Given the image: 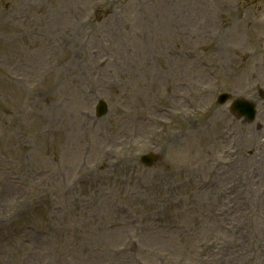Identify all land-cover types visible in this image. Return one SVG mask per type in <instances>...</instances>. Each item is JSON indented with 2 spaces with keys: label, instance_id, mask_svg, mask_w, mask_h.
<instances>
[{
  "label": "rangeland",
  "instance_id": "obj_1",
  "mask_svg": "<svg viewBox=\"0 0 264 264\" xmlns=\"http://www.w3.org/2000/svg\"><path fill=\"white\" fill-rule=\"evenodd\" d=\"M263 51L264 0H0V264H264V122L213 105Z\"/></svg>",
  "mask_w": 264,
  "mask_h": 264
},
{
  "label": "bare ground",
  "instance_id": "obj_2",
  "mask_svg": "<svg viewBox=\"0 0 264 264\" xmlns=\"http://www.w3.org/2000/svg\"><path fill=\"white\" fill-rule=\"evenodd\" d=\"M171 92H172L173 95H176V93H178L180 91L177 88L176 89L174 88V89L171 90ZM178 101H179V98H178ZM167 103L172 104L170 101H167ZM167 108H168V110H170L172 108V106L168 105ZM138 117H140V116H138ZM141 117H142L143 121H148L149 120V117H147V116L141 115Z\"/></svg>",
  "mask_w": 264,
  "mask_h": 264
},
{
  "label": "water",
  "instance_id": "obj_3",
  "mask_svg": "<svg viewBox=\"0 0 264 264\" xmlns=\"http://www.w3.org/2000/svg\"><path fill=\"white\" fill-rule=\"evenodd\" d=\"M103 108H104V107H103ZM103 108H102V111L100 112V114H101V113L103 112V110L105 109V108H104V109H103ZM147 158H148V159H147ZM142 159H143L145 162H147V163H150V161H151V159H150L149 157H143Z\"/></svg>",
  "mask_w": 264,
  "mask_h": 264
}]
</instances>
